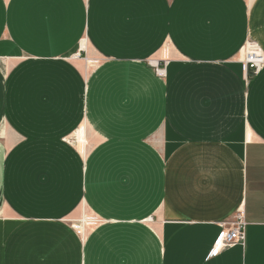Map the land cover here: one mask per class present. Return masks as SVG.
<instances>
[{
  "label": "crops",
  "instance_id": "crops-1",
  "mask_svg": "<svg viewBox=\"0 0 264 264\" xmlns=\"http://www.w3.org/2000/svg\"><path fill=\"white\" fill-rule=\"evenodd\" d=\"M249 41L264 0H0V264H264Z\"/></svg>",
  "mask_w": 264,
  "mask_h": 264
},
{
  "label": "built area",
  "instance_id": "built-area-1",
  "mask_svg": "<svg viewBox=\"0 0 264 264\" xmlns=\"http://www.w3.org/2000/svg\"><path fill=\"white\" fill-rule=\"evenodd\" d=\"M78 55L76 58H79ZM240 61L244 65L245 71L252 73L253 75L258 74L264 68V52L258 43L255 41H249L246 43L245 47L240 53ZM156 70V74L165 78L166 76V65H161L160 62H152ZM84 222V221H83ZM229 229L224 228L223 232L218 237L214 249L210 253L208 259H212L220 255L227 248L233 247L235 245H244L246 240V222L244 220L243 213L239 211L233 221L229 222ZM81 235L84 233V223L78 225L77 223L73 225Z\"/></svg>",
  "mask_w": 264,
  "mask_h": 264
},
{
  "label": "bare ground",
  "instance_id": "bare-ground-1",
  "mask_svg": "<svg viewBox=\"0 0 264 264\" xmlns=\"http://www.w3.org/2000/svg\"><path fill=\"white\" fill-rule=\"evenodd\" d=\"M85 48V46H83Z\"/></svg>",
  "mask_w": 264,
  "mask_h": 264
},
{
  "label": "rangeland",
  "instance_id": "rangeland-1",
  "mask_svg": "<svg viewBox=\"0 0 264 264\" xmlns=\"http://www.w3.org/2000/svg\"><path fill=\"white\" fill-rule=\"evenodd\" d=\"M85 48H86V46H85Z\"/></svg>",
  "mask_w": 264,
  "mask_h": 264
}]
</instances>
